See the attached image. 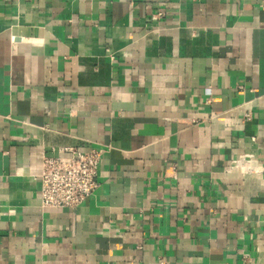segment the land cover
I'll use <instances>...</instances> for the list:
<instances>
[{
  "label": "crops",
  "instance_id": "1",
  "mask_svg": "<svg viewBox=\"0 0 264 264\" xmlns=\"http://www.w3.org/2000/svg\"><path fill=\"white\" fill-rule=\"evenodd\" d=\"M0 264H264V0H0Z\"/></svg>",
  "mask_w": 264,
  "mask_h": 264
},
{
  "label": "built area",
  "instance_id": "2",
  "mask_svg": "<svg viewBox=\"0 0 264 264\" xmlns=\"http://www.w3.org/2000/svg\"><path fill=\"white\" fill-rule=\"evenodd\" d=\"M250 119V113L244 114ZM106 150L53 149L42 157L38 199L42 208L76 209L100 187V165Z\"/></svg>",
  "mask_w": 264,
  "mask_h": 264
}]
</instances>
